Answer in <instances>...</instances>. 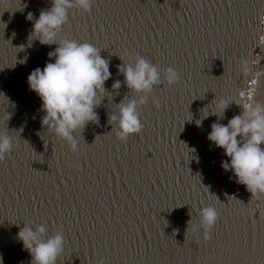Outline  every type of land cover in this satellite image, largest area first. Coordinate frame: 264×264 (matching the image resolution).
<instances>
[{
    "label": "water",
    "instance_id": "obj_1",
    "mask_svg": "<svg viewBox=\"0 0 264 264\" xmlns=\"http://www.w3.org/2000/svg\"><path fill=\"white\" fill-rule=\"evenodd\" d=\"M50 7L0 0V118L11 114L0 131H16L0 162L3 264H31L16 233L41 223L43 239L58 230L65 239L57 264H264V197L230 179L222 149L207 139L243 103L264 104V0H95L89 13L69 10L57 39L99 48L111 73L95 109L99 123L76 133L75 154L41 128V101L26 83L54 61L48 53L57 45L30 43L26 19ZM129 54L174 68L178 81L153 88L138 107L142 131L120 141L108 117L136 98L119 71ZM241 60L253 67L247 78ZM242 90L254 99H238ZM218 99L229 101L225 118H204ZM207 206L219 214L212 242L187 229L189 213L196 224Z\"/></svg>",
    "mask_w": 264,
    "mask_h": 264
},
{
    "label": "clouds",
    "instance_id": "obj_2",
    "mask_svg": "<svg viewBox=\"0 0 264 264\" xmlns=\"http://www.w3.org/2000/svg\"><path fill=\"white\" fill-rule=\"evenodd\" d=\"M51 7L41 11L38 18L33 20L30 13L26 19L32 22L29 42L38 41L41 45H57L48 53L49 61L41 69L37 67L28 75V89L34 92L41 101L39 111L43 113L40 119L41 128L63 141L68 150L75 154L81 149L76 138L89 124L99 123L95 111L101 104V94L106 89L105 82L110 79L109 62L102 58L100 49L86 42L57 37L62 27L68 22L69 10L78 9L89 13L95 0H49ZM131 62L119 67L124 77V84L135 94L136 98L129 99L117 105L114 114L108 117L116 138L127 141L128 137L139 134L143 125L140 122L139 106H143L154 87L174 85L178 81V73L172 68H158L142 56L129 54ZM253 72V67L247 60H241L239 74L247 78ZM257 82V81H256ZM121 82L113 83L112 88L119 89ZM254 99V93L240 91L238 99ZM6 99V97L3 95ZM7 100V99H6ZM9 104V101L7 100ZM152 104L159 109V101L152 99ZM229 101L218 99L214 102L211 113L219 120L225 118ZM240 115L233 116L227 124L215 122L207 139L216 148L222 149L227 158L221 162L225 172L231 171L235 182L244 186L251 198L264 197V104L245 102ZM6 113V112H5ZM11 114L0 119L4 122ZM201 121H197L199 126ZM22 131V129L20 130ZM16 131H0V162L13 150V137L9 133ZM78 167V165H76ZM198 223L188 221L187 229L194 232L202 231L204 239L209 238V232L219 218L217 210L212 206L198 210ZM47 225L41 223L34 229L25 224L16 233V239L31 256V264H57L58 257L64 251L65 239L61 232L55 231L47 239H43ZM0 264L3 259L0 257Z\"/></svg>",
    "mask_w": 264,
    "mask_h": 264
},
{
    "label": "snow or ice",
    "instance_id": "obj_3",
    "mask_svg": "<svg viewBox=\"0 0 264 264\" xmlns=\"http://www.w3.org/2000/svg\"><path fill=\"white\" fill-rule=\"evenodd\" d=\"M215 225L212 227V229H214ZM209 242L213 241V235H212V231L210 230L209 232V238L207 239Z\"/></svg>",
    "mask_w": 264,
    "mask_h": 264
}]
</instances>
